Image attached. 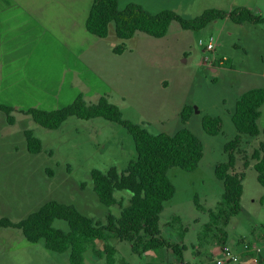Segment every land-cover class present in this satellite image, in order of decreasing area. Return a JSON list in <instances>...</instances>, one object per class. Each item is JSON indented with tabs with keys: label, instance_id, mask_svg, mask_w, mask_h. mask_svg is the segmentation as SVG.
Listing matches in <instances>:
<instances>
[{
	"label": "rangeland",
	"instance_id": "obj_1",
	"mask_svg": "<svg viewBox=\"0 0 264 264\" xmlns=\"http://www.w3.org/2000/svg\"><path fill=\"white\" fill-rule=\"evenodd\" d=\"M126 1L145 4L148 0H120V9ZM163 4L166 6L161 10H173L186 19L197 18L209 9L231 12L242 7L264 17V0H164ZM109 29L111 36L106 45L115 37L114 23ZM83 31L88 33L85 28ZM211 42L215 49L208 51ZM119 45H124L123 54L107 52L108 58L103 55L96 64L109 83L101 96L117 105L125 120L142 125L151 134L174 135L187 128L204 144V157L197 170L172 168L168 172L176 193L160 216L162 237L173 245L186 246L185 257L193 264H215L229 241L262 242L264 187L258 182L253 155L264 143V105L258 121L260 135H242L236 150L235 172L244 174L243 195L241 212L227 227L220 225L228 233L227 242L220 243L222 235L214 227L207 233L205 229L210 212L217 211L224 192L223 183L215 176L216 166L227 161L225 146L239 135L232 122L236 103L246 92L264 89V26L238 25L225 19L200 31H189L173 22L164 38L137 33L133 39L119 40ZM86 76L95 82L93 75L83 73ZM88 97L84 99L89 104L99 100ZM75 100L71 96L50 99L39 109L57 110ZM187 106L193 107L194 113L184 124L181 113ZM205 116L222 119L219 135L210 136L204 131ZM13 117L14 124H9L6 114L0 112V218L19 223L48 201L74 205L85 216L102 223L109 214L120 216L118 206L100 202L91 173H106L112 168L123 171L136 158L135 142L125 128L103 118L71 117L59 129L49 130L21 112L14 111ZM28 130L42 143L39 154L27 148ZM115 197L127 206L131 194L121 191ZM53 226L69 230L63 220H55ZM109 244L117 249L115 264H146L151 259L137 256L129 243L116 238ZM106 259L101 241L85 255L86 264H107ZM159 259L165 261L163 256ZM0 264L70 262L69 253L49 251L44 241L30 243L18 229L0 228Z\"/></svg>",
	"mask_w": 264,
	"mask_h": 264
},
{
	"label": "trees",
	"instance_id": "obj_2",
	"mask_svg": "<svg viewBox=\"0 0 264 264\" xmlns=\"http://www.w3.org/2000/svg\"><path fill=\"white\" fill-rule=\"evenodd\" d=\"M225 19L238 25L249 23L264 26V17L245 7L231 12L209 9L197 18L186 19L172 10L152 14L138 4H129L121 10L119 0H94L86 28L90 34L105 39L110 24L114 23L116 35L121 40H130L137 33L161 39L167 35L173 22L179 23L183 30L200 31L215 21ZM124 50V45H119L114 52L121 55ZM263 105L264 89L250 90L237 101L232 122L239 135L225 146L227 161L216 166L215 176L223 183L224 192L217 211L210 212V223L205 232L212 231L214 227L216 233L222 235L221 244L227 242L228 233L220 225L227 227L231 218L241 212L244 174L235 172L236 150L241 144L242 135H260L258 121ZM14 111L13 107L0 104V112L6 114L9 124H14ZM22 113L49 130L59 129L71 117L82 120L103 118L119 124L133 138L136 158L123 171L112 168L106 173L100 170L91 173L94 191L100 202L108 207L118 206L121 209L119 217L109 214L102 223L85 216L74 205L48 201L19 223L0 218V228L18 229L30 243L44 241L49 251L69 253L70 264H86L85 255L97 241L104 243L107 264H115L117 249L109 244L113 238L129 243L132 252L138 256L170 249L182 258L185 247L173 245L162 237L160 216L165 204L176 193L168 177L169 170L180 168L193 172L204 157V144L196 135L187 128L180 129L174 135L151 134L142 125L125 120L121 109L105 96L96 104H89L83 96H79L71 105L61 109L46 111L32 108ZM193 113V107H185L181 113L182 122L186 124ZM202 127L208 135L217 136L222 132L223 121L218 117L205 116ZM25 138L30 153L39 154L42 151V143L32 131H26ZM253 159L256 161L254 169L258 182L264 187V143L255 151ZM121 191L131 194L127 206H124L123 199L115 197V193ZM195 203L201 209L197 198ZM55 220L67 222L69 230L56 229L53 226ZM260 264H264V257Z\"/></svg>",
	"mask_w": 264,
	"mask_h": 264
},
{
	"label": "crops",
	"instance_id": "obj_3",
	"mask_svg": "<svg viewBox=\"0 0 264 264\" xmlns=\"http://www.w3.org/2000/svg\"><path fill=\"white\" fill-rule=\"evenodd\" d=\"M163 1H126L125 7L138 4L157 14L164 11ZM93 3L94 0H0L1 105L22 113L63 96L102 97L109 83L104 70L96 64L103 55L108 58L107 52L116 55L114 49L121 39L115 30L111 44L106 45L110 29L105 39L87 31ZM84 28L88 33H84ZM85 72L93 75L94 83L83 77ZM240 245L241 241H229V246L238 250ZM178 246L185 247L182 258L170 249L151 251L141 257L151 258L146 264H193L185 257L186 246ZM148 254L154 257H147ZM263 257L264 251L260 256L243 254L238 264H260Z\"/></svg>",
	"mask_w": 264,
	"mask_h": 264
},
{
	"label": "built area",
	"instance_id": "obj_4",
	"mask_svg": "<svg viewBox=\"0 0 264 264\" xmlns=\"http://www.w3.org/2000/svg\"><path fill=\"white\" fill-rule=\"evenodd\" d=\"M215 49L211 42L207 45L208 51ZM264 250V240L255 242H241L240 249L232 246H225L222 248L220 255L216 258L215 264H238L241 261L243 254H255L260 256Z\"/></svg>",
	"mask_w": 264,
	"mask_h": 264
},
{
	"label": "water",
	"instance_id": "obj_5",
	"mask_svg": "<svg viewBox=\"0 0 264 264\" xmlns=\"http://www.w3.org/2000/svg\"><path fill=\"white\" fill-rule=\"evenodd\" d=\"M195 110H196V108H195Z\"/></svg>",
	"mask_w": 264,
	"mask_h": 264
}]
</instances>
